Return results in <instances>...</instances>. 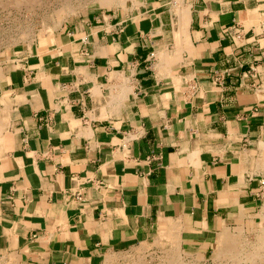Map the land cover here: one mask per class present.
<instances>
[{"label":"crops","instance_id":"obj_1","mask_svg":"<svg viewBox=\"0 0 264 264\" xmlns=\"http://www.w3.org/2000/svg\"><path fill=\"white\" fill-rule=\"evenodd\" d=\"M139 10L85 15L0 61V253L204 261L257 205L264 0Z\"/></svg>","mask_w":264,"mask_h":264},{"label":"rangeland","instance_id":"obj_2","mask_svg":"<svg viewBox=\"0 0 264 264\" xmlns=\"http://www.w3.org/2000/svg\"><path fill=\"white\" fill-rule=\"evenodd\" d=\"M23 1L25 2L27 0ZM142 2L143 0H126L125 3L121 0H35L29 2V4L26 2L25 5L20 0H0V61L3 60L5 56L24 48L28 43L47 37L85 15L91 13L98 14L101 12H107L109 14H114L116 12L127 13L131 12L134 8L135 11L141 12L139 9ZM12 3L15 6L12 5ZM16 3L17 5L19 3L20 7L19 5L17 7ZM54 23H56V25L58 24V26L56 27ZM21 33L25 34L22 35ZM26 33L28 35H26ZM258 156L261 157L258 167L264 172V147L259 150ZM260 192L257 205L251 210H247L238 215L236 220L220 233L213 253H211L206 260L200 261L196 258H190L185 261L180 253L175 251V254L173 253L169 257L176 258L178 261L180 260L182 262L177 261L172 264H264V247L261 248L263 245V233L262 228H260L264 226V219H262L264 218V188H262ZM262 215L263 217L261 218ZM256 228L257 230H255ZM227 241L240 242L241 245L238 247L241 249L244 247L242 249L243 253L237 254L234 251L228 255V252L224 251ZM142 250L141 248L140 250L138 249V253L134 256L135 258L132 264H170V262L165 260L167 256L163 253L157 252L150 257L151 259H148ZM253 253L256 255H253ZM247 255H249V258ZM0 264L25 263L16 254L0 253Z\"/></svg>","mask_w":264,"mask_h":264},{"label":"bare ground","instance_id":"obj_3","mask_svg":"<svg viewBox=\"0 0 264 264\" xmlns=\"http://www.w3.org/2000/svg\"><path fill=\"white\" fill-rule=\"evenodd\" d=\"M16 1V0H15ZM18 1V0H17ZM22 3H28L29 4V2H33V1H35V0H27V1H23V0H20ZM37 1V0H36ZM62 1V0H61ZM110 1V0H109ZM117 1V0H116ZM123 3H125V1L126 0H121ZM132 1V0H131ZM20 3V2H19ZM19 3H18V5H19ZM62 3V2H61ZM68 3V2H67ZM70 3V2H69ZM27 4V5H28ZM72 4V3H71ZM12 5H14L13 3H12ZM16 5H17V3H16ZM18 5H17V7H18ZM26 5V4H25ZM64 5V4H63ZM68 5V4H67ZM15 6V5H14ZM23 6V5H22ZM22 6H21V8H22ZM65 6V5H64ZM78 6V5H77ZM19 7H20V5H19ZM72 7V6H71ZM73 8V7H72ZM181 8H183V7H181ZM67 9H70V8H67ZM187 9V8H186ZM44 10V9H43ZM77 10V9H76ZM79 10V9H78ZM47 12V11H46ZM39 13V12H38ZM44 13V12H43ZM73 13V12H72ZM183 13V12H182ZM42 15V14H41ZM50 16V15H49ZM21 21V20H20ZM45 21V20H44ZM54 21V20H53ZM61 21V20H60ZM47 22V21H46ZM23 24V23H22ZM24 25V24H23ZM54 25H56V23H54ZM53 25V26H54ZM45 26V25H44ZM50 26V25H49ZM52 26V27H53ZM58 26V24L56 25V27ZM27 27V26H26ZM22 29V28H21ZM27 29V28H26ZM18 31H19V29H18ZM24 31V30H23ZM22 34V33H21ZM23 34H25V33H23ZM22 34V35H23ZM37 34V33H36ZM26 35H28L27 33H26ZM12 37V36H11ZM33 37V36H32ZM183 38V37H182ZM34 40V39H33ZM2 41V40H1ZM34 43V42H33ZM13 45V44H12ZM264 210V209H263ZM242 216V215H241ZM263 217V215L261 216V218ZM262 219H264V218H262ZM261 219V220H262ZM261 222V221H260ZM180 223V222H179ZM263 224V223H262ZM260 228H262V243H263V245L261 246V248L262 247H264V226H261ZM259 228V229H260ZM255 230H257V228L255 229ZM261 233V232H260ZM261 235V234H260ZM175 238V237H174ZM225 239V238H224ZM240 239V238H239ZM258 239V238H257ZM174 240V239H173ZM241 241V240H240ZM174 242V241H173ZM164 243V242H163ZM223 243V242H222ZM230 245V246H229ZM241 244H240V242H237V241H234V242H232V241H230V242H228L227 241V243L225 244V247H226V249L224 250L225 252H228V255H229V253H232V252H234L235 251V253H237V254H242L243 253V251H242V249L244 248H239L238 246H240ZM245 245V244H244ZM259 245V244H258ZM254 247V246H253ZM175 248V247H174ZM172 249H173V247H172ZM139 250H140V247H139ZM166 251V250H165ZM223 251V250H222ZM223 251V252H224ZM252 252V251H251ZM174 254H175V250H174V252H173ZM172 253V254H173ZM220 254H221V252H220ZM224 254V253H223ZM245 254V253H244ZM177 255V254H176ZM235 255V254H234ZM253 255H256V254H254L253 253ZM248 256V258H249V255H247ZM263 256V255H262ZM261 256V257H262ZM161 257V256H160ZM225 257V256H224ZM230 257V256H229ZM261 257H259V258H261ZM226 258V257H225ZM257 258V257H256ZM255 258V259H256ZM113 259V258H112ZM221 259V258H220ZM246 259V258H245ZM166 261H168V262H170V264H172V263H174V262H177L178 261V259H176V258H171V257H167L166 259H165ZM250 260H252V259H250ZM262 260V259H261ZM180 261V260H179ZM178 261V262H179ZM236 261H238V260H236ZM253 261V260H252ZM257 261V260H256ZM180 262H182V261H180ZM263 262V261H262ZM169 264V263H168ZM225 264V263H224ZM248 264H250V263H248ZM259 264V263H258Z\"/></svg>","mask_w":264,"mask_h":264}]
</instances>
